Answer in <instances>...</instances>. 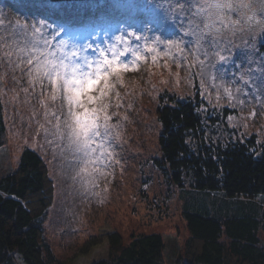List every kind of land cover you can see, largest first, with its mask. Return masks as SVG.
<instances>
[{
    "label": "rangeland",
    "instance_id": "1",
    "mask_svg": "<svg viewBox=\"0 0 264 264\" xmlns=\"http://www.w3.org/2000/svg\"><path fill=\"white\" fill-rule=\"evenodd\" d=\"M170 2L111 0L80 4L79 11L91 7V11L99 9L102 21L112 23L103 30L72 33V42L93 45L84 49L83 54L98 58L97 45L107 53L109 45L116 44L117 51L128 47L145 57L137 61L138 70L121 73L123 83H117L115 88L120 94L119 107L115 106V92L112 93L113 106L109 108V114L115 112L116 115L110 123L115 125L113 136L118 139L112 140L113 160L103 168L105 175L80 171L83 160L74 157L82 154L54 138L39 97H26L23 89L29 87L27 77L22 76L19 69L13 72L8 68L6 60L5 66L0 67V89L3 90L0 102L5 126L4 144L0 147V178L16 171L25 148L34 150L41 157L45 192L29 196L27 206L32 212H38L43 198L46 207L44 237L56 264H93L106 259L111 233H116L123 245L139 235L158 233L164 243L161 264H183L198 250L199 244L190 239L182 215V199L187 196L186 190H190L192 180L189 173H184L180 187L166 169L158 144L161 132L156 114L158 107L192 101L202 122L205 142L211 140L213 145H226L253 141L258 148L264 146V104H258L256 100L261 93L241 79V76L256 79V73L248 71L255 66L248 64L247 50L239 36L229 37L231 42L225 41L223 49L209 48L204 69L199 63L204 61L203 50L196 47L193 36L183 37L182 53L172 50L168 56L161 54L156 62L152 61L153 53L146 51L143 37L151 43L154 35L165 40L179 36L167 13ZM21 4L25 6L20 7ZM58 6L27 0H0V12L4 13L5 21L2 34L13 35V39L0 43V55L14 51L16 44L18 29L9 21L45 20L60 32L55 38L56 43L67 39L66 33L59 30L62 17H56ZM105 11L113 16L110 21L103 20ZM232 15L235 17L236 14ZM256 19L264 21V13L257 12ZM100 31L103 36L98 37ZM129 32L142 39L128 36ZM116 35H123L126 41H115ZM263 41L264 37L258 39V49ZM157 47L164 52L162 45ZM215 51L226 59L219 60L213 55ZM260 53L259 49L257 57ZM120 59L131 61V51L125 52ZM13 76L20 79L21 84L15 83ZM225 88L232 92L231 101ZM237 88L242 91L237 93ZM244 92L251 95L245 96ZM240 100L244 103H239ZM255 201L264 210L262 198ZM258 238L264 251L261 230ZM229 264L240 263L231 261Z\"/></svg>",
    "mask_w": 264,
    "mask_h": 264
},
{
    "label": "trees",
    "instance_id": "2",
    "mask_svg": "<svg viewBox=\"0 0 264 264\" xmlns=\"http://www.w3.org/2000/svg\"><path fill=\"white\" fill-rule=\"evenodd\" d=\"M105 1L111 0H27L59 4L55 9L56 17H62L59 30L71 29V35L112 26L102 21L99 9L79 11L81 3ZM103 15L106 21L113 17L107 11ZM100 33L98 37L103 36ZM259 49L264 53V41ZM156 114L161 125L158 144L172 181L181 187L184 173H189L192 180L182 199V215L190 239L199 248L183 264H264L258 238L259 230L264 234V210L255 201L262 198L264 202V146L258 148L253 141L226 145L205 142L202 122L192 101L162 105ZM4 136L0 102V147ZM44 192L43 161L37 152L25 148L16 171L0 178V264H56L44 237L43 198L38 212L27 206L29 196ZM108 245V257L93 264L162 261L164 243L158 233L139 235L126 245L111 233Z\"/></svg>",
    "mask_w": 264,
    "mask_h": 264
},
{
    "label": "snow or ice",
    "instance_id": "3",
    "mask_svg": "<svg viewBox=\"0 0 264 264\" xmlns=\"http://www.w3.org/2000/svg\"><path fill=\"white\" fill-rule=\"evenodd\" d=\"M257 12L264 13V0H171L167 13L179 36L165 40L154 35L151 43L143 37L144 47L148 53H153L151 59L156 62L161 54L168 56L172 50L182 53L183 37L193 36L196 47L203 50L204 61L199 63L204 69L207 67L205 61L208 60L209 48L223 49L225 41L231 42L229 37L234 39L239 36L247 50L248 64L255 66L248 71L256 73V79L251 76L248 79L241 76V79L261 93L256 100L258 104H264V53L256 55L259 51L258 39L264 37V21L256 19ZM4 22V13L0 12V43L13 39L12 34H2ZM9 24L18 29L16 44L13 45L14 51L0 55V67L5 66L6 60L8 68L13 72L19 69L21 75L27 77L29 87L23 89L26 97H39L54 138L66 142L68 148L82 154L74 157L83 160L80 171L105 175L103 168L113 160L112 140L118 139V136H113L115 125L110 123L112 116L116 115L115 112L109 114V108L113 106L112 93L117 83H123L121 73L138 70L137 61L145 57L128 47L117 51L116 44H111L107 53L97 45L98 58H89L83 51L93 45L72 42L71 29H61L67 39L56 43L55 38L60 32L45 20L31 23L15 20L9 21ZM128 36L142 39L132 32ZM114 40L125 42L126 37L116 35ZM158 45L164 47L163 53L158 50ZM128 51H131L133 59L124 62L120 57ZM213 55L219 60L226 59L219 51L213 52ZM13 81L17 84L22 82L15 76ZM2 91L0 89V93ZM236 91L240 93L242 89L237 88ZM224 92L231 101L232 92L228 88ZM243 94L251 95L248 92ZM119 95L115 92L116 107L120 106ZM238 102L244 103L243 100Z\"/></svg>",
    "mask_w": 264,
    "mask_h": 264
}]
</instances>
